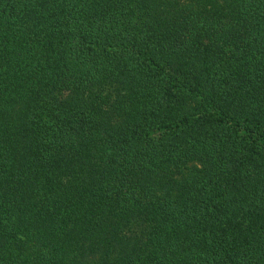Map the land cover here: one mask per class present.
I'll return each mask as SVG.
<instances>
[{
  "label": "trees",
  "instance_id": "16d2710c",
  "mask_svg": "<svg viewBox=\"0 0 264 264\" xmlns=\"http://www.w3.org/2000/svg\"><path fill=\"white\" fill-rule=\"evenodd\" d=\"M0 264H264V0H0Z\"/></svg>",
  "mask_w": 264,
  "mask_h": 264
}]
</instances>
